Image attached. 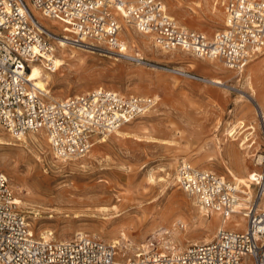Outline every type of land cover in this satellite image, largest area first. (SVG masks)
Segmentation results:
<instances>
[{
  "label": "rangeland",
  "instance_id": "1",
  "mask_svg": "<svg viewBox=\"0 0 264 264\" xmlns=\"http://www.w3.org/2000/svg\"><path fill=\"white\" fill-rule=\"evenodd\" d=\"M160 1L183 28L213 36L225 27L222 9L217 6L216 14L210 11L216 0H209L202 9L195 5L198 0ZM53 22L58 31L63 30L60 21ZM120 36L128 42L126 53L131 58L108 54L106 48L85 52L63 47L53 38L55 60L62 61L63 66L56 73L46 69L52 74L47 91L57 100L100 87L125 96L154 98L157 104L151 112L123 127L138 134L146 130L149 139H122L114 134L88 156L66 162L56 159L45 134L28 133V142L19 143L22 147L0 145V169L13 187L19 211L37 236L44 237L41 232L49 230L54 239L64 241L83 232L115 245L121 260L134 258L143 245L163 247L171 240L178 250L186 251L190 242L213 238L218 224H208V219L205 223L212 227L207 233L195 229L197 208L175 179L179 163L190 161L198 169L234 180L225 164L235 160L228 155L229 149L239 147L229 134L243 121L256 128L249 136L250 144H255L239 151L250 166L243 171L235 169L236 174L253 178L252 174L261 170L264 116L258 117L253 103L239 100L243 92L254 93L256 104L264 112V55L237 77L220 60L214 67L211 60L187 52L171 51L162 56L160 46L159 53L149 48L155 43L152 36L142 35L135 28L125 26ZM74 51L78 59L70 60L68 56ZM193 75L225 82L230 88L201 83ZM11 135L0 126L1 139H17ZM230 223L239 226L227 228L244 231L248 222L234 217ZM163 228L171 234L160 235ZM244 264H253L251 257H245Z\"/></svg>",
  "mask_w": 264,
  "mask_h": 264
},
{
  "label": "built area",
  "instance_id": "2",
  "mask_svg": "<svg viewBox=\"0 0 264 264\" xmlns=\"http://www.w3.org/2000/svg\"><path fill=\"white\" fill-rule=\"evenodd\" d=\"M216 6L225 15V27L209 36L181 27L160 0H0V126L15 138L45 134L56 159L70 162L88 156L100 138L116 134L157 104L154 98L102 87L61 100L48 98L50 92L31 81L33 66L53 50V34L40 18L60 21L72 35L67 39L71 47L122 52L127 48L120 33L127 26L152 36L163 51L220 60L240 77L264 55V0H216ZM261 159L251 193L186 160L175 176L207 214L219 215L224 223L245 218L244 231L218 228L208 244L186 251L150 244L127 260L119 258L115 245L88 235L64 241L35 235L0 169V264H244L247 256L253 264H264V152Z\"/></svg>",
  "mask_w": 264,
  "mask_h": 264
},
{
  "label": "bare ground",
  "instance_id": "3",
  "mask_svg": "<svg viewBox=\"0 0 264 264\" xmlns=\"http://www.w3.org/2000/svg\"><path fill=\"white\" fill-rule=\"evenodd\" d=\"M209 4H210L209 0H198V1L195 2L196 7L199 8V9H202V7L204 5H209ZM210 11L212 12V14H216V12L218 11L217 10V6H215V4H213L212 8L210 9ZM35 15L39 16L37 13H35ZM46 21L47 22L42 21V24L44 25L46 30H48L51 34H53V38H55V40L57 41V44L60 43V44L63 45V47H66V46L71 47L69 45V42H68L67 39H71L72 35L65 31L66 27L64 25L63 26L59 25L60 27L63 28V30L59 29V31H58L56 29L58 26L55 24V22H53L52 20H49V19H47ZM130 35H132V34H130ZM133 38H134V41H137L135 37H133ZM125 44L127 45L128 42L126 41ZM152 47H153V49L155 48L156 51L159 53V50L157 48V47H159V43L156 40H155V43L153 44V46L149 45V48H152ZM72 48H75L76 50H82V51H85V52H93L95 50L93 47H86V46H77V47H72ZM128 49H129V45H127V49H125V48L122 49V52L121 51L120 52H115V51H112V50H107V51H108V54L110 53V54H113V55L116 54V55L130 57V54L128 55L126 53V52H128ZM97 51H102V49H97ZM54 52H55V48L53 47V50L49 54L44 55V59L42 60V64L34 65L32 70H31V81L40 90H44L45 92L47 91V87L52 82V74L48 73V71L51 72V73H56L63 66V62L62 61L55 60ZM170 52L171 51H167V52L164 51V52H161V55L166 57L169 54H172ZM105 54L106 53L103 54V52H102V55H105ZM68 57H69L70 60H77L78 59V55H77V53L75 51L70 53ZM135 59L137 61L143 60L142 57H135ZM216 61L217 60L211 61L212 62L211 64L214 67L216 66L215 65ZM240 81H241V79H239V82ZM212 82H214L215 84H218V85H220V84L222 85L223 84L224 87L230 88L228 85L225 84V82L220 83L221 81L218 82V80H213V79H212ZM46 95L50 99H56L57 100V98H52L50 95H48V93H46ZM243 98L248 100L249 102L253 103L254 105H256V113H257L258 117L260 116L262 118L264 116L263 108L261 107V105L256 104L255 94L254 93H252V94H246L244 92L241 93L239 103H241V101H243ZM144 131L145 132H142L141 134H138L135 131H129V130H127V129L122 127L120 130H118L116 132L115 136H117L119 138H122V139H131V140L143 141L145 139H149V137L146 136L148 133L146 132V130H144ZM255 131H256V128L254 126H247L246 123H244L243 121L239 122V124L230 131L229 137L232 138L231 142H237V145H238L240 150L236 149V148L235 149L234 148L233 149H229L228 155L232 156L235 160L231 164H229L227 162L225 164L227 172H228V174L231 177L234 178V182L237 183L242 188L245 187L244 190H246V191H247V189H249L250 193L253 191V186H252L253 178H249V177H243L242 178V177H239L236 174L235 169L243 171L244 167H249L250 166L248 164V159H246L245 156L240 155L239 151L240 152L246 151L249 148L253 147L252 145L255 144V143H253L252 145L250 144L251 141H250L249 136L253 135L255 133ZM11 137H13L15 139V137L13 135H11ZM110 137H111V135H106L103 138H100L96 145L106 143ZM31 139L33 141L37 142V143H40L39 138H37L36 136H32ZM28 140H29L28 136L22 137V138L19 137L16 140H13L12 138L8 139V140H4V139L0 138V145L20 146V147H22L21 145L26 143V142H28ZM19 143H22V144H19ZM219 145H220V143H219ZM218 149L222 152V150H221L222 147H219ZM254 156H255V154L250 156V157H254ZM259 159H260L259 160V164H260V161L262 160L261 156H260ZM209 160L210 161H214L212 158H209ZM252 170L249 172L250 174L252 173ZM161 181H166V180L162 179ZM191 199L193 200V205L195 206V208H197V215L194 218L196 220V223H197V226L195 228L196 230H201L202 232H206L207 233L208 230L211 229L210 228V227H212L211 225H214V224H218V226L216 227V230L218 228H223L224 229L227 226H233V227L234 226H239V225H234L233 223H230L233 220L234 217H231L230 220H226L225 223L223 221L220 222L219 221V215H215V214L212 215L210 213L207 214V212L204 209L199 207L197 201L194 198H191ZM208 219H211L209 221V223L207 222L208 224L211 223V225H209V226H207L208 224L205 223V221H207ZM173 226L177 227V224H174ZM183 226L185 227V223L183 224ZM50 233L51 232L49 230H46L44 232H41V235L44 236L45 238L46 237L51 238L52 234H50ZM82 234H83V232L82 233L79 232L76 235L78 237H82L81 236ZM165 234L169 235V234H171V232L168 231L167 229H164V228L161 229L160 230V235L163 236ZM212 239L213 238L208 237V238H205L204 241H202V242H190L189 247L190 246H194V245H199V244H208ZM172 243H174V241H172V240L168 241V242H164V246L163 247H168V248H170L172 250L176 249L177 251L181 250V248H179V250H178L177 246L176 245H172ZM147 246L148 245H143L142 247L146 248Z\"/></svg>",
  "mask_w": 264,
  "mask_h": 264
},
{
  "label": "crops",
  "instance_id": "4",
  "mask_svg": "<svg viewBox=\"0 0 264 264\" xmlns=\"http://www.w3.org/2000/svg\"><path fill=\"white\" fill-rule=\"evenodd\" d=\"M247 67V66H246Z\"/></svg>",
  "mask_w": 264,
  "mask_h": 264
}]
</instances>
